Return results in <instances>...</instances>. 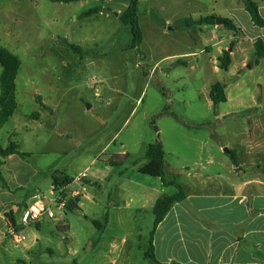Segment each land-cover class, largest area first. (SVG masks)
<instances>
[{"label":"rangeland","instance_id":"rangeland-1","mask_svg":"<svg viewBox=\"0 0 264 264\" xmlns=\"http://www.w3.org/2000/svg\"><path fill=\"white\" fill-rule=\"evenodd\" d=\"M229 3L232 1L141 0L144 43L133 49L130 26L116 16L128 8L130 0L69 4L0 0V46L22 63L16 81L18 107L0 131V146L7 148L15 142L30 154L24 160H31L42 172L37 177L24 176V191L41 192L56 214L54 219L43 218L41 231L34 225L27 227L29 237L24 244L16 246L10 240L5 248L0 245L3 264H71L70 258L77 264H144L155 216L151 210H141V200L154 194L155 182H160L139 173L147 163L149 145L164 141L167 161L173 167L189 164L197 171V164L206 161L197 159L202 151L204 155L209 152L201 144L210 134L234 149L243 130L264 126L261 112L248 117L234 109L233 102L210 105L207 94L224 73H214L216 58L208 47L204 54L184 60L188 66L176 63L168 71L170 61H165L152 72L167 54L201 50L203 38L194 35L196 26H192L194 34L185 27L183 17L196 19L215 11L227 16ZM96 7L104 9L102 16L83 15ZM169 19L174 22L166 25ZM66 40L81 52L66 45ZM2 73L0 65V80ZM245 74L246 92L256 89L257 79L264 81V69L261 74L247 69ZM257 91L256 107L263 111L264 88ZM40 112L39 122L32 115ZM200 123L211 129L187 138L182 137L185 131L177 132L179 125ZM109 160H125L124 166L111 167L105 163ZM60 173L75 179L72 189L82 194L80 210L65 213L53 203L58 192L52 177ZM220 174L226 176L222 170ZM84 178L94 184L85 186ZM72 194L63 190L61 196L77 198ZM62 225L69 230L60 231ZM39 232L40 242L26 249Z\"/></svg>","mask_w":264,"mask_h":264},{"label":"crops","instance_id":"crops-1","mask_svg":"<svg viewBox=\"0 0 264 264\" xmlns=\"http://www.w3.org/2000/svg\"><path fill=\"white\" fill-rule=\"evenodd\" d=\"M185 1L188 0H184V3ZM195 1L200 3V0ZM229 1L232 3H229L228 7L226 6L228 9L227 16H222L216 11L212 15L232 21L239 33L227 29L225 25L198 24L200 20L209 16H199L196 19H184L186 17H183L182 20H186L185 27L191 31L192 26H196L195 34L193 31L191 32L197 39L203 38L201 50L199 53L198 50H193L181 51L172 55L167 54L154 65L152 72L157 71L159 69L158 64L165 61H170V65L167 67L168 71L177 67L176 63L182 62L181 64L188 66L189 63L184 62V60L197 57L198 54H204L208 47L212 57L216 58L215 62L212 63L214 73H224L222 79L215 83L225 85L228 98L226 103H236L234 109L248 117L258 115L260 112L264 114V108L262 111L256 107L260 98V93L257 90L261 86L264 88V81L259 78L253 85L256 88L254 91L246 92L245 90L247 87L245 80L247 69L250 72H256L257 69L260 74L261 70L264 69V59H261L258 64L250 62L255 56V42L258 39L264 41V27L254 25L250 14L245 9L243 0ZM255 1L264 20V0ZM121 13H117L116 16L120 17ZM103 14L104 9L101 7V11L94 15L102 16ZM107 14L110 15L112 12L107 11ZM193 14H198V11ZM173 20L169 19L166 25L174 22ZM221 27L224 29H220ZM221 32L224 33L223 37ZM191 38L192 41L196 40L193 36ZM231 44H234L233 49L230 48ZM209 46H213L214 49H210ZM225 50H230L232 57L228 71L219 68V57ZM168 68L172 69L169 70ZM215 83L211 85V88ZM211 88L207 95L210 105H214L210 98ZM45 105L47 106V104ZM170 114L173 117L174 113ZM39 115L35 120L40 122L42 113ZM40 124L42 127V122ZM179 127L180 130L177 132L185 131L186 133L182 135L183 138L211 129L205 126V123L196 126L182 124ZM161 142L166 153V144L164 141ZM226 146L228 145L219 143L214 134H210L207 141L201 144V149L207 148L209 152L204 155V151H202L203 153L197 159L206 160V163H201L204 164L202 166L200 163L197 164V171L192 170L189 164L176 169L167 161L166 156V178L168 181L175 180L180 183L184 188L186 197L183 201L174 204L155 231L154 254L158 262L162 264H264V126H256L252 130L250 128L243 130L234 149L226 148ZM211 147L214 152L210 150ZM216 148L217 150H215ZM225 149H228L229 153L224 152ZM20 151L24 152L21 149ZM231 152H233L234 157H232ZM220 153H225L226 158H222ZM122 155L125 156L126 154L123 153ZM26 158L11 155L3 160V165L0 168L5 181L4 184L0 182V245L4 248L7 246V242L12 240L7 235L8 225L12 224L11 220L19 224L21 215L25 210L36 206L38 203L49 205L46 197L38 190L24 191L26 190L24 176L28 174L37 177L42 172L40 168L37 169V167L32 166L31 160H24ZM232 159H235V163ZM110 161L105 163L116 168L123 167L125 162V160H118L123 162L122 165L113 166ZM215 166L218 168L214 169ZM140 168L139 173L142 174ZM221 170L226 173L225 177L220 174ZM184 175H186V181L182 178ZM177 176H180L179 181ZM110 177L109 175L108 179ZM104 180L107 181V178ZM83 181L85 186L94 184L89 179L84 178ZM159 181L155 182L156 194L145 196L141 200V210L153 212L158 199L171 196L177 192L175 186H165L160 179ZM73 184L62 190L73 192V196L79 197V206H81L82 194L72 189ZM168 191L173 193L169 194ZM42 222L32 225L41 231ZM59 227L65 232L69 230L68 225ZM26 228L23 229L25 240L22 243L16 244L12 240L16 246L24 244L29 237L25 233ZM39 234L40 232L34 233L35 240L26 249H30L40 242ZM56 248L57 250L61 249L59 246ZM54 250L48 249L51 254H55ZM22 259L27 261L28 257L24 259L23 255ZM144 260V264H154L146 256H144ZM18 261L22 262L19 259ZM70 263L77 264L74 258H70ZM0 264H3L1 258ZM101 264H115V262Z\"/></svg>","mask_w":264,"mask_h":264},{"label":"trees","instance_id":"trees-1","mask_svg":"<svg viewBox=\"0 0 264 264\" xmlns=\"http://www.w3.org/2000/svg\"><path fill=\"white\" fill-rule=\"evenodd\" d=\"M54 3H77L81 1L88 0H49ZM246 11L250 14L252 22L258 27H264V20L261 17L259 12L258 4L255 0H243ZM139 3L140 0H130L128 8L120 14L121 21L130 26L133 43V49H139L144 41L143 31L139 22ZM101 11V7H96L87 11L85 16H92ZM217 20H224L226 22L225 27L229 30H233L236 33H239V30L236 28L235 24L228 20L223 19L219 16L212 15L206 18H203L198 22V24L206 25H216ZM65 44L68 45L76 52H81V48L75 44H70L68 41H65ZM234 44H231L230 48L233 49ZM255 56L253 58V63L258 64L261 59H264V41L258 39L254 44ZM232 62L230 50L223 51L222 55L219 57V68L223 71H228ZM0 65L3 68V73L1 76L0 84V131L1 129L10 121L14 116L17 107H18V98H17V78L22 67L20 59L10 52L8 49L0 46ZM210 98L214 106L226 103L228 98L226 94V87L222 83H215L211 88ZM38 115L33 114L32 118L37 119ZM11 155H18L22 158L28 157L30 154L20 151V147L15 143L11 142L7 148L0 146V168L3 165V160L8 158ZM232 157L233 152H231ZM129 156L126 154L125 157ZM147 163L140 168V172L144 175L159 178L165 186H175L177 192L171 196H164L157 200L153 212H154V227L150 233L149 248L145 254L146 258L152 260L154 264H162L157 261L154 254V235L159 224L164 220L165 216L174 206V204L181 202L185 199V191L183 186L175 180L168 181L166 178V153L164 146L161 141H157L154 144L149 145L146 151ZM235 163V159H232ZM110 163L113 166L122 165V161L111 160ZM0 182L5 183L4 178L0 172ZM74 178L66 174H60L53 177V185L55 191L58 189L67 188L73 184ZM80 198H74L67 200L65 210L67 212H72L79 210ZM12 224H15L14 220H11ZM95 225L101 227V224L94 222ZM61 230L62 228L59 227ZM68 229V227H66Z\"/></svg>","mask_w":264,"mask_h":264},{"label":"built area","instance_id":"built-area-1","mask_svg":"<svg viewBox=\"0 0 264 264\" xmlns=\"http://www.w3.org/2000/svg\"><path fill=\"white\" fill-rule=\"evenodd\" d=\"M58 195L54 199V204L57 205L58 209L64 210L66 207L67 200L63 199L61 193L62 189H59ZM49 219H54L56 214L52 209L51 205H45L43 203H38L36 206L25 210L20 218L19 224L8 225L7 235L16 243L20 244L25 240V235L23 234V229L32 224L40 223L43 221L44 217Z\"/></svg>","mask_w":264,"mask_h":264},{"label":"water","instance_id":"water-1","mask_svg":"<svg viewBox=\"0 0 264 264\" xmlns=\"http://www.w3.org/2000/svg\"><path fill=\"white\" fill-rule=\"evenodd\" d=\"M218 25H226V22L224 20H217ZM225 152L229 153L228 149H225Z\"/></svg>","mask_w":264,"mask_h":264}]
</instances>
